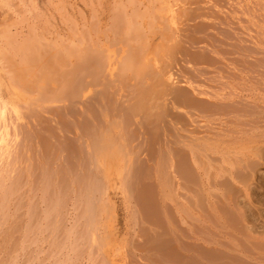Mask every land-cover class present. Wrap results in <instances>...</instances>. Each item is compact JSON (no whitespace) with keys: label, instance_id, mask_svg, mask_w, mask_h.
Returning a JSON list of instances; mask_svg holds the SVG:
<instances>
[{"label":"rangeland","instance_id":"374dc122","mask_svg":"<svg viewBox=\"0 0 264 264\" xmlns=\"http://www.w3.org/2000/svg\"><path fill=\"white\" fill-rule=\"evenodd\" d=\"M3 1L0 264H264V0Z\"/></svg>","mask_w":264,"mask_h":264},{"label":"bare ground","instance_id":"6f19581e","mask_svg":"<svg viewBox=\"0 0 264 264\" xmlns=\"http://www.w3.org/2000/svg\"><path fill=\"white\" fill-rule=\"evenodd\" d=\"M2 1H3V0H0V3H1ZM184 1H185V0H184ZM186 1H187V0H186ZM3 2H4V1H3ZM182 2H183V1H182ZM147 3H148V2H147ZM174 4H175V3H174ZM159 5H160V4H159ZM0 6H1V5H0ZM115 6H116V5H115ZM152 8H153V7H152ZM164 9H165V8H164ZM121 10H122V9H121ZM123 10H124V9H123ZM123 10H122V11H123ZM134 10H135V9H134ZM158 10H159V9H158ZM179 10H180V9H179ZM179 10H178V11H179ZM136 11H138V10H136ZM178 11H177V12H178ZM118 12H120V11H118ZM123 12H124V11H123ZM138 12H139V11H138ZM160 12H161V11H160ZM179 13H182V12H179ZM130 14H131V13H130ZM133 14H134V12H133ZM152 16H153V15H152ZM179 16H180V15H179ZM119 17H120V16H119ZM125 18H126V17H125ZM134 18H135V17H134ZM179 18H180V17H179ZM121 19H122V18H121ZM125 20H126V19H125ZM166 20H167V19H166ZM120 22H121V20H120ZM177 22H178V21H177ZM91 23H92V22H91ZM133 24H135V23H132V25H133ZM111 25H112V24H111ZM124 25H126V23H125ZM150 25H151V23H150ZM140 27H141V26H140ZM123 28L125 29L126 26L123 27ZM133 28H134V27H133ZM8 29H9V28H8ZM138 29H139V28H138ZM127 31H128V30H127ZM173 32L175 33V31H173ZM87 33H88V32H87ZM161 33H162V32H161ZM171 33H172V32H171ZM174 33H173V34H174ZM165 35H167V33H166V34L163 33V37H164V38L168 37V36H165ZM168 35H169V34H168ZM170 35H172V34H170ZM170 35H169V36H170ZM163 37H162V38H163ZM170 37H172V36H170ZM8 38H9V37H8ZM36 39H37V38H36ZM36 39H35V40H36ZM168 39H169V38H168ZM39 40H40V39H39ZM195 41H196V40H195ZM34 42H35V41H34ZM38 42H39V41H38ZM38 42L36 41V44H37ZM41 42H42V40H41ZM79 42H80V41H79ZM84 42H85V41H84ZM71 43H72V42H71ZM73 43H74V42H73ZM77 43H78V42H77ZM8 44H9V43H8ZM28 44H29V43H28ZM36 44H35V45H36ZM74 44H75V43H74ZM88 44H89V43H88ZM42 45H43V44H42ZM50 45H51V44H50ZM52 45H54V44H52ZM55 45H57V44H55ZM55 45H54V46H55ZM72 45H73V44H72ZM78 45H79V44H78ZM80 45H81V44H80ZM97 45H98V44H97ZM31 46H32V45H31ZM37 46L40 48L39 45H37ZM43 46H44V45H43ZM45 46H47V45H45ZM73 46H74V45H73ZM41 47H42V46H41ZM51 47H52V46H51ZM62 47H63V45H62ZM79 47H80V46H79ZM79 47H78V49H79ZM82 47H83V46H82ZM25 48H27V47H25ZM29 48H30V47H29ZM32 48H33V47H32ZM45 48H46V47H45ZM57 48H58V47H57ZM63 48H65V47H63ZM179 48H181V46H180ZM23 49H24V46H23ZM36 49H37V48H35V51H36ZM46 49H47V48H46ZM53 49H54V52H55L56 49H55V48H53ZM53 49H51V50H53ZM58 49H59V48H58ZM68 49H70L69 51H70V54H71L72 58H74V57H76V58H77V57L80 58L79 56H80L81 54L78 53L79 50H77V51L75 50V49H77L76 47H75V48H73V47L71 48V45H70V48H68ZM85 49H86V48H85ZM18 50H21V49H18ZM18 50H17V51H18ZM40 50H42L43 55H44V54L47 55L46 57H43L42 54H41V57H43L42 60H44V58H46V59L48 60L47 63H50V62H52V61L54 62V60H52V59H54V58H52V59H51L52 61L49 62V60H50V58H51L52 56L49 57L48 55H49V53H50L51 51H48V49H47L46 51H48V52H46L45 50H44V52H43V49H42V48H41ZM60 50H61V49H59V50H57V51L60 52ZM63 50H64V49H63ZM87 50H88V48H87ZM90 50H91V49H90ZM90 50H89V51H90ZM136 50H137V49H136ZM162 50H163V49H162ZM37 51H38V50H37ZM65 51H67L66 48H65ZM72 51H73V52H72ZM75 51H76L78 54H80V55L77 56V54H76ZM102 51H103V50H102ZM144 51H145V50H144ZM144 51H143V52H144ZM167 51H168V50H167ZM174 51H175V50H174ZM40 53H41L40 51H39V53H37V54L35 53V54L38 56V58L40 57ZM47 53H48V54H47ZM51 53H52V52H51ZM51 53H50V55H51ZM55 53H56V52H55ZM57 53H58V52H57ZM60 53H61V52H60ZM60 53H59V54H60ZM62 53H64V52H62ZM66 53H68V51H67ZM101 53H103V52H101ZM31 54H32V53H31ZM33 54H34V53H33ZM4 56H5V55H4ZM71 56L69 55L68 58H70ZM90 56H91V55H90ZM101 56H103V55H101ZM156 56H157V55H156ZM24 57H25V56H24ZM32 57H33V56H32ZM32 57H31V59H33ZM41 57H40V61H41V62H40V63L38 62L39 64H36V63H35L34 65H35V66H36V65L41 66V67H42V70H43L44 62L46 63V60H44V61L42 62ZM56 57H57V56H56ZM91 57H92V56H91ZM174 57H176V56H174ZM60 58H61V57L59 56V58L56 59V62H57ZM62 58H63V60H65V59H64V56H63ZM76 58H75V59H76ZM78 58H77V59H78ZM23 59H24V58H22V60H23ZM25 59H27V57H25ZM25 59H24V62H26L28 65H30L29 68H31V69H27V68H26V69H25V68L22 69L23 67H22L21 65H19V66L17 65V66L19 67V68H18V67L16 66V67L18 68V70H19V69L21 70V71H18V72H21V75H19V76H21L22 78L25 76V79L23 78V80H22V78L20 77L19 79H21V80H19V81H21L22 83H24V81H26V80L28 79V78L26 79V76H27V77H30V78H33V79L36 78V80H34V81L38 82V81H37V80H38V79H37V75L39 76V73H40L41 71H37V70H40L41 68H37V66H36L37 69H36L35 71L32 70V69H34V68L31 67V66H33V65L29 64V63L27 62V60H25ZM36 59H37V58H36ZM80 59L83 60V61H82L83 63L85 62L84 60H86L85 58H83V56H82ZM80 59H78V61H80ZM127 59H128V58H127ZM131 59H132V57H131ZM29 60H30V59H29ZM29 60H28V61H29ZM63 60L60 59V61H62V62L59 61V62H60V63H59L60 66H57V69H58V70H60L58 67H62V64H61V63H63ZM69 60H70V59H69ZM89 60H90V59H89ZM9 61H10V60H9ZM34 61H35V60H33V62H34ZM37 61H38V59H37ZM37 61H36V62H37ZM93 61H94V60H93ZM125 61H126V60H125ZM142 61H143V60H142ZM149 61H150V60H149ZM11 62H12V61H11ZM11 62H9V63H10L9 65H12ZM33 62H32V60L30 61V63H33ZM53 62H52V64H53ZM56 62H54V63H56ZM66 62H69L70 65H74V63L72 64V63H70V61H66V60H65L64 65H65V64H66V65L68 64V63H66ZM122 62H123V61H122ZM22 63H23V61H22ZM1 64H2V63H1ZM7 64H8V63H7ZM27 64H26V67H28ZM84 64H85V63H84ZM103 64H104V63H103ZM9 65H8V67H9ZM56 65H57V64H56ZM77 65H78V64H77ZM82 65H83V64H82ZM133 65H134V64H133ZM52 66H53V67H52ZM52 66H50V67H51L53 70L56 71L57 69H56L55 65L53 64ZM94 66H95V65H94ZM98 66H100V65L98 64ZM168 66H169V65H168ZM20 67H22V68H20ZM33 67H34V66H33ZM50 67H49V65H48V67L46 66L45 70L48 69L47 71L49 72ZM70 67H71V66H70ZM141 67H142V66H141ZM2 68H3V67H2ZM17 68H16V69H17ZM100 68H101V67H100ZM168 68H169V67H168ZM13 69H14V68H13ZM70 69H71V70L67 71V72H68V73H67V76H66V75H65V76H66V78H67V77H68V74H69V72H70L69 77H70V80H71V81L68 80L69 77H68L67 79H65V77H64L65 80L63 79V81H61L62 79H60L59 76L62 75V74H61L62 72H61V71L59 72L58 70H57V73H58L59 76L56 74L55 71H54L55 74L52 73L51 70H50V74H49V75H51V76H52V74H53V76H54V75H57V76L59 77V80H58V77H57V76H54L55 78H54L53 76H52V78H51V76H50V77H48L49 80H48V79H47V80L51 82V81H53V80L55 79V80L58 81L59 83L62 82V84H64L63 82H65L66 80H68L69 83H70V82H73V81H75L74 78H75V76H76V75H75L76 72L74 71V66H72V68H70ZM118 69H119V68H118ZM147 69H148V68H147ZM10 70H12V67H11ZM22 70H23V73H22ZM24 70H25V71H24ZM31 70H32V71H31ZM53 70H52V71H53ZM65 70H66V69H65ZM93 70H94V69H93ZM96 70H97V69H96ZM164 70H165V69H164ZM14 71H15L14 73L17 72V70H14ZM76 71H78V70H76ZM139 71H140V70H139ZM141 71H142V70H141ZM6 72H8V71H6ZM9 72H10V71H9ZM18 72H17V73H18ZM32 72H33V74H32ZM36 72H38V74H37ZM48 72H47V73H48ZM63 72H64V71H63ZM165 72H166V71H165ZM35 73L37 74L36 76H35ZM42 73H43V74H40L41 77H42V75L46 74V72H42ZM51 73H52V74H51ZM59 73H60V74H59ZM64 73H65V72H64ZM64 73H63V74H64ZM77 73H78V72H77ZM88 73H90V72H88ZM102 73H103V72H102ZM102 73H101V74H102ZM138 73H139V72H138ZM138 73H137V74H138ZM18 74H19V73H18ZM81 74H82V73H81ZM101 74H100V75H101ZM146 74H147V73H146ZM166 74H167V73H166ZM16 75H17V74H16ZM22 75H24V76H22ZM49 75L47 74L46 76H49ZM98 75H99V74H98ZM98 75H97V76H98ZM132 75H133V74H132ZM132 75H131V76H132ZM11 76H12V75H11ZM13 76H15V75H13ZM17 76H18V75H17ZM33 76H35V77H33ZM108 76H109V75H108ZM41 77H40V78H41ZM56 77H57V78H56ZM62 77H63V75H62ZM62 77H61V78H62ZM133 77H134V76H133ZM15 78H16V76H15ZM96 78H97V77H96ZM131 78H132V77H131ZM149 78H150V77H149ZM17 79H18V78H17ZM17 79H15V80H17ZM132 79H133V78H132ZM160 79H162V78H160ZM10 80H11V79H10ZM43 80H44V79H43ZM97 80H98V79H97ZM99 80H100V79H99ZM133 80H134V79H133ZM27 81H30V79L27 80ZM39 81H40V80H39ZM56 81H53V82H55V84H56V83H58V82H56ZM17 82H18V81H17ZM21 82L18 83V84H22ZM36 82H34L35 85H37ZM41 82L43 83V81H41ZM44 82H46V83H45L46 85H45L44 87L47 88V81H44ZM68 82L66 81L65 83L68 84ZM31 83L33 84V80L30 81L29 84H28V82H25V83H24V84H28V85H26V86H25V85H21V86H23V87H24V86L27 87V86H30ZM88 83H89V82H88ZM95 83H96V82H95ZM98 83H99V82H98ZM159 83H160V82H159ZM39 84H40V83H39ZM56 85H58V84H56ZM59 85L62 86L61 84H59ZM73 85H74V83H73ZM152 85H153V84H152ZM32 86L34 87V84H33ZM64 86H67V87H68V85L64 84V85H63V89H64ZM69 86H70V85H69ZM87 86H88V85H87ZM33 87H31V89H32ZM42 87H43V86H42ZM49 87H50V86H49ZM72 87H73V86H72ZM29 88H30V87H29ZM39 88H40V87H38V89H39ZM46 88H45V89H46ZM56 88H58V87H56ZM82 88H83V87H82ZM86 88H88V87H86ZM36 89H37V88H36ZM41 89H42V88H40V90H41ZM45 89H44V90H45ZM50 89H51V88H50ZM83 89H84V88H83ZM34 90H35V89H34ZM46 90H47V89H46ZM53 90H54L53 93L55 92V90H57V92L54 93V94L58 95V98H59V96H60L62 93L59 91V89H55V88H53ZM70 90H71V89H70ZM58 91H59L61 94H60ZM135 91H136V90H135ZM23 92H24V91H23ZM25 92H26V91H25ZM27 92L30 93V91H27ZM37 92H38V91H37ZM37 92H36V93H37ZM71 92H72V90H71ZM78 92H79V91H77V94L80 95V92H81V91H80L79 93H78ZM57 93H58V94H57ZM54 94H53L52 96H54ZM74 94H75V93H74ZM81 94H82V93H81ZM56 95H55V97H53V99L55 98V101H54L55 103L58 102V98H56ZM70 95H73V94H70ZM74 96H75V95H74ZM76 96H77V95H76ZM48 97H49V96H48ZM79 97H80V96H79ZM49 98H50V97H49ZM49 98H48V99H49ZM72 98L74 99V97H72ZM133 99H134V98H133ZM46 100H47V99H46ZM51 100H52V99L49 100L50 103L53 102V100H52V101H51ZM63 100H64V99H63ZM78 100H79V99H78ZM43 101H44V100H43ZM49 101H47L46 103H48ZM59 101H60V100H59ZM41 102H42V101H41ZM60 102H62V101H60ZM75 102H77V99H76ZM1 103H2V102H1ZM59 106H60V105H59ZM2 108H3V107H2ZM41 108H42V107H41ZM43 108H44V107H43ZM74 108H75V107H74ZM4 109H6V107H4L3 110H4ZM45 111H46V110H45ZM71 111L73 112V110H71ZM74 111H75V110H74ZM0 113H1V112H0ZM3 113H4V112H3ZM74 113H75V112H74ZM78 114H79V113H78ZM169 115H170V114H169ZM6 121H8V120H6ZM7 127H9V126H7ZM9 134H10V133H9ZM3 136H5V134H4ZM8 143H9V141H8ZM8 143H7V144H8ZM3 152H4V151H3ZM11 153H12V152H11ZM2 154H3V153H2Z\"/></svg>","mask_w":264,"mask_h":264}]
</instances>
